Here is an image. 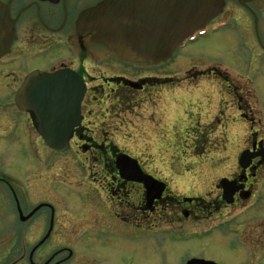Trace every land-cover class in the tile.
Listing matches in <instances>:
<instances>
[{
    "label": "flooded vegetation",
    "instance_id": "flooded-vegetation-1",
    "mask_svg": "<svg viewBox=\"0 0 264 264\" xmlns=\"http://www.w3.org/2000/svg\"><path fill=\"white\" fill-rule=\"evenodd\" d=\"M102 1L0 0L7 7L10 16L7 28L14 33L8 51L0 58V67L21 70L18 75L20 79L14 86L11 97L0 100V112L13 111L17 115L18 131L20 136L25 138V141L21 140V152L26 155V146L28 139L33 137L32 132L42 144L44 139L38 132L36 113L32 109H20L15 102L19 87L33 71L47 73L62 71L64 78L75 80L74 83L79 86L78 93H82L81 119L73 131L71 148L77 141L86 143V146H82L83 153L87 159L94 160L96 162L94 168H98L96 173L92 172V180L97 181L100 190L106 194L105 201L109 209L110 205L115 206L119 203L124 215L131 212L126 216L116 212V221L133 228L139 246H146L145 243L149 242L159 248L172 246L176 249V256L172 262L164 264H227V260L207 253L212 243L221 242L229 247L231 252L244 251L246 256H250L249 260L242 264H264V258L263 262H260L258 256L263 252L264 257V237L263 249H256L245 232L236 228H241L242 221L262 203L264 205V134L261 136L260 131L253 129L262 124V120L257 117L262 116L263 112L258 110L252 115L254 109L249 103H246L245 107L241 106L240 98L245 86L237 87L231 79L248 75L249 84L253 85L252 89H248L249 92L258 91L256 81L259 83L264 79V0H223L222 11L206 24L204 30L197 31L192 37L185 39L183 45L167 61H160L157 64L125 58L107 44L94 40V32L78 29L80 15ZM226 11L229 15H225ZM238 14L242 17H237ZM229 25L237 34L238 50L245 55L244 61L239 64L240 67L227 65L229 70L225 74L223 71H215L219 68L213 66L209 71H202L200 75L196 73L192 77L213 78L215 75L224 82L226 93L224 94L230 97L232 106L237 105V110L241 112L239 119L243 118L242 124L252 128L251 144L239 152L238 165L240 154L246 149L256 154L255 157L248 167L243 168L239 165L234 176H224L235 181V186L238 187L233 202L228 203L224 199V191L220 186V180L224 177L219 179L218 198H212L211 201L204 196H184L182 199H176V196L168 194L167 183L148 173L142 164L140 166L144 176L151 175L165 183L161 192L157 189L149 191L143 182L125 179L116 164V157L120 154L117 151L108 152L104 147L112 127V119H109L112 118L111 112L128 111L134 105L135 94L143 93L147 99L152 97L154 89L159 84L166 86L171 76L159 77L146 73L160 72L162 69H157L159 66L171 67L172 61L175 62L179 57L180 50L191 46L207 34H217ZM188 74L189 71L186 75ZM184 78L186 80L188 77ZM214 85L217 88L216 83ZM257 94L261 103V94L259 92ZM236 96L238 101L235 100ZM163 98V101H167L170 95ZM226 103L227 100L224 98L221 104L222 111L229 108L230 103ZM263 104L264 101L261 105ZM202 105L205 104L201 102L200 106ZM201 110L204 111L203 108ZM161 115H164V112ZM88 117H95L94 122L85 124ZM216 119L218 122L223 120L221 116H217ZM230 121L236 124L237 118L233 116ZM78 152L82 153L79 150ZM253 171L255 181L250 184L252 186L250 189H246L242 182L248 180L247 172L252 174ZM27 178L28 172L23 171L20 180ZM13 179L17 178L0 166V244L4 246L8 241L15 242L16 239L26 237L28 227L24 224L34 219L44 208L50 212V225L42 239L48 233L49 239L55 225L54 205L46 201L42 202L43 206L36 211L34 208H28L30 202L28 189L21 188L20 184L12 182ZM157 194L158 196L152 199V196ZM11 206H14V209L7 211L6 209ZM221 209L225 211L214 216L208 215ZM6 219L8 222L12 221L10 226ZM17 219L20 224L15 221ZM254 226L258 228V225ZM43 244L39 246L36 244L30 249L27 262L24 264H45ZM48 252L50 253H47V258L52 259L54 264H69L77 258L80 260L85 258L88 262L86 257H79L81 255L79 253L75 257V252L67 246L53 247ZM13 253L16 254L13 256L15 259L13 262L17 263L26 256L27 250L16 247ZM115 264H124L123 256Z\"/></svg>",
    "mask_w": 264,
    "mask_h": 264
},
{
    "label": "rangeland",
    "instance_id": "rangeland-1",
    "mask_svg": "<svg viewBox=\"0 0 264 264\" xmlns=\"http://www.w3.org/2000/svg\"><path fill=\"white\" fill-rule=\"evenodd\" d=\"M225 15H229L228 11ZM238 16L242 17L240 14ZM236 38L237 34L229 25L217 34H207L191 46L180 50L179 57L175 62L172 61L171 67L159 66L157 69L162 70L157 71L160 72L146 73L171 77L166 86L159 84L149 99L143 93L135 94L134 105L128 111L111 112L112 118L109 119H112V127L105 150L128 154L136 159L148 173L167 183L168 194L176 196V199L184 196H204L211 201L212 198H218L219 179L235 175L239 166V152L251 144L252 128L242 124L243 118L239 119L241 112L237 110V105L232 106L230 97L225 95L224 82L215 75L213 78H193L192 75H200L202 71L207 72L213 66L219 68L215 71L226 74L229 70L227 65L239 66L245 55L238 50ZM20 71V68L0 67V100L11 97L13 88L20 79ZM187 71L190 74L186 75ZM185 76L188 77L186 80ZM231 79L237 87L245 86L240 98L241 106L245 107L249 103L254 109L252 115L258 110L263 112L262 116L257 117L262 120V124L253 128L263 136L264 104L261 103L264 101V79L259 83L256 81L258 91L250 92L248 89H252L253 85L249 84L248 75ZM258 92L261 94V103ZM167 95H170L172 104L164 103L163 96ZM224 98L230 106L222 111ZM235 100L238 101V96ZM201 102L206 106H200ZM163 112L164 115H161ZM217 116L222 117V122L217 121ZM233 116L237 118L236 124L230 121ZM94 118L88 117L85 124L93 123ZM18 123V117L13 111L0 112V166L17 178L12 182L28 189V208L36 209L46 201L55 207L53 233L42 245L45 264H54L52 259L47 258L49 249L63 246L71 248L75 257L79 253V257L88 259L86 262L85 258H77L69 264H115L122 256L124 264H164L174 260L176 249L172 246L159 248L151 242L145 243L146 246H139L133 228L116 221L115 213H124L119 203L110 205L109 209L105 201L106 194L100 190L97 181L92 180V172L96 173L98 168H94L96 162L87 159L83 153L82 146H86V143L77 141L66 153L53 152L36 139L32 132L34 138L28 139L27 152L24 155L20 144L25 138L20 136ZM23 171L28 172V178L21 181ZM249 173L247 172L248 180L242 182L246 189H250V184L255 181V171ZM13 209L14 206H11L6 210ZM224 211L225 209H221L208 215L214 216ZM263 214L262 203L242 221L241 228L236 227L237 230L242 229L245 232L256 249H263ZM6 220L10 226L12 221ZM24 225L28 227L26 237L16 239L15 242L8 241L4 246L0 244V264L27 262L30 249L39 243L49 228V210L42 209L34 219ZM254 225H258V228ZM13 247L27 250L26 256L17 263L13 262V256L16 255ZM228 248L221 242L212 243L207 253L228 262H236L235 264L249 260L250 256H246L244 251L231 252ZM258 256L260 262H263V252Z\"/></svg>",
    "mask_w": 264,
    "mask_h": 264
},
{
    "label": "water",
    "instance_id": "water-1",
    "mask_svg": "<svg viewBox=\"0 0 264 264\" xmlns=\"http://www.w3.org/2000/svg\"><path fill=\"white\" fill-rule=\"evenodd\" d=\"M223 3V0H103L80 15L78 29L94 32V40L107 44L125 58L157 64L167 61L185 38L217 16ZM9 18L7 7L0 2V57L14 39V33L7 28ZM74 81L64 78L62 71L34 72L16 96L18 105L32 109L38 116V132L45 144L60 152L69 149L74 128L81 119L82 93H78L79 86ZM254 157L255 154L245 150L240 165L247 167ZM116 162L125 179L143 182L149 191L156 187L154 182H159L152 176H144L138 161L127 154L119 155ZM234 184L227 178L220 182L228 203L233 202ZM162 188L163 185L158 190Z\"/></svg>",
    "mask_w": 264,
    "mask_h": 264
},
{
    "label": "bare ground",
    "instance_id": "bare-ground-1",
    "mask_svg": "<svg viewBox=\"0 0 264 264\" xmlns=\"http://www.w3.org/2000/svg\"><path fill=\"white\" fill-rule=\"evenodd\" d=\"M170 100H171V99L169 98V99H167V101L165 100L164 103H170V104H172L173 102L170 101ZM175 110H176V109H174V111H175ZM259 205H260V204H259ZM259 205H258V206H259Z\"/></svg>",
    "mask_w": 264,
    "mask_h": 264
}]
</instances>
